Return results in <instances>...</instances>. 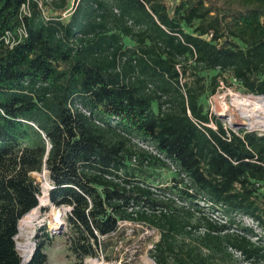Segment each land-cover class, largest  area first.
<instances>
[{
	"label": "trees",
	"instance_id": "1",
	"mask_svg": "<svg viewBox=\"0 0 264 264\" xmlns=\"http://www.w3.org/2000/svg\"><path fill=\"white\" fill-rule=\"evenodd\" d=\"M225 74L264 96V0H0V264L46 260L45 227L15 246L42 170L74 264L125 222L157 231L155 264H259L264 133L205 108Z\"/></svg>",
	"mask_w": 264,
	"mask_h": 264
},
{
	"label": "rangeland",
	"instance_id": "2",
	"mask_svg": "<svg viewBox=\"0 0 264 264\" xmlns=\"http://www.w3.org/2000/svg\"><path fill=\"white\" fill-rule=\"evenodd\" d=\"M177 0H165L168 5H174ZM189 29V28H188ZM226 79L220 78L216 92L209 94L210 85L207 84L206 94L203 97L205 108L215 114L223 125L231 130L240 128L264 133V100L252 97V94L244 92L239 83L225 74ZM185 79L181 80V83ZM208 82V81H207ZM218 108L224 113H218ZM246 113V115L244 114ZM252 116V117H250ZM252 119L259 124H253ZM138 146L153 153L154 148L146 142L133 139ZM173 168H156L157 178H169ZM33 177L40 187L39 204L33 212L22 217V222L15 236V246L23 262H27L34 254L36 239H43L44 229L50 234L49 242L45 244L44 264H74L75 260L69 254L65 243V216L69 210L66 205H55L49 198L52 182L46 170L33 172ZM219 215V214H218ZM217 215V216H218ZM220 219L219 217H217ZM236 220L254 227L258 237H262V229L256 221L248 215H237ZM45 227L38 231V228ZM158 239V233L154 228L146 224L121 223L119 229L103 238L102 252L98 257H89L83 264H155L150 256V249ZM27 248V250H26ZM241 256H234L228 264H250L243 262ZM259 264H264V259Z\"/></svg>",
	"mask_w": 264,
	"mask_h": 264
},
{
	"label": "bare ground",
	"instance_id": "3",
	"mask_svg": "<svg viewBox=\"0 0 264 264\" xmlns=\"http://www.w3.org/2000/svg\"><path fill=\"white\" fill-rule=\"evenodd\" d=\"M252 97H254V98H259V99L264 100V96H262V95H252ZM217 110H218V113H221V114L224 113V110H223V109L218 108ZM243 114H244V113H243ZM244 115H246V113H245ZM250 117H252V116H250ZM251 122H252L253 124H259L258 120H255V119H252ZM33 210H34V208H33L32 210H30L26 215H28V214H30L31 212H33ZM21 223H23V222H22V218H21V219L19 220V222H18V229L20 228ZM26 250H27V248H26Z\"/></svg>",
	"mask_w": 264,
	"mask_h": 264
},
{
	"label": "built area",
	"instance_id": "4",
	"mask_svg": "<svg viewBox=\"0 0 264 264\" xmlns=\"http://www.w3.org/2000/svg\"><path fill=\"white\" fill-rule=\"evenodd\" d=\"M22 10H23L24 12H26V10H27V6H26L25 4L22 5ZM19 31L24 33V27H21V28L19 29ZM5 39H6V41H8V35H6Z\"/></svg>",
	"mask_w": 264,
	"mask_h": 264
}]
</instances>
